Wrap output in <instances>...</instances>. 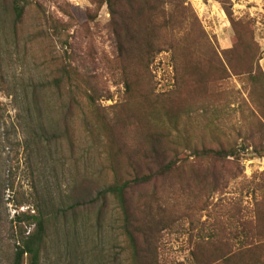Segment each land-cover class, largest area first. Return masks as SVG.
Returning <instances> with one entry per match:
<instances>
[{
    "label": "rangeland",
    "instance_id": "obj_1",
    "mask_svg": "<svg viewBox=\"0 0 264 264\" xmlns=\"http://www.w3.org/2000/svg\"><path fill=\"white\" fill-rule=\"evenodd\" d=\"M231 1L234 22L219 0H186L218 52L223 55V51L236 44L247 48L251 59L247 67L251 70H230V75L211 89L201 86L203 91L195 85L183 98L153 95L149 104L127 96L124 84H116L106 71L104 59L116 57L118 51L109 25L110 13L106 4L99 6L101 0H30L19 22L15 21L11 7L0 4V264H13L15 240L9 221L18 214L14 197L32 195L33 202L38 190L48 189L57 212L77 201L76 197L71 198L75 195L73 186L81 184L82 196L109 183V149L98 119L104 122L107 115L115 117L110 108L114 104L119 105L116 110L122 116L127 114L126 122L132 116L145 129L161 132L171 126L174 135L181 130L185 145L229 148L237 142L241 149L239 176L226 179L222 192L211 190L199 196L198 203L208 201L209 206L198 210L193 230L189 219H182L184 227L181 224L163 230L159 242L163 264H192V246L208 239V230L202 231L203 224L209 226L214 222L211 210L222 204H235L239 211L230 214L235 222L255 220L256 203L261 197L260 176L264 171V157H258L254 143L264 140V0ZM95 13L96 18L91 20ZM54 23L57 30L52 28ZM66 40L69 45L64 44ZM63 66L83 88L88 87L86 79L96 81L91 78L93 75H99L102 88L108 84L113 97H102L106 90L98 88L92 107L100 115L91 113L87 98L74 103L66 81L58 86L53 84L61 76L59 68ZM150 71L157 93H172L178 88L172 51L160 52ZM35 87L39 89L41 111L29 104ZM170 107L177 109L178 129L174 126L177 124L165 119ZM38 117L47 127L49 119H54L57 137L51 146L32 145V130L38 125ZM66 119L69 138L62 130ZM118 161L124 162L119 157ZM143 189L148 196L155 191L150 183L137 190ZM102 204L99 200L96 207L79 210L77 221L72 217L53 221L43 264H127V236L119 230L117 203L108 197L99 220L98 206ZM239 239L230 238V242L239 244ZM214 250L209 249L211 255Z\"/></svg>",
    "mask_w": 264,
    "mask_h": 264
},
{
    "label": "trees",
    "instance_id": "obj_2",
    "mask_svg": "<svg viewBox=\"0 0 264 264\" xmlns=\"http://www.w3.org/2000/svg\"><path fill=\"white\" fill-rule=\"evenodd\" d=\"M219 1L234 22L232 1ZM29 3L30 0H0L4 7H11L17 22ZM104 4L110 13L109 25L118 51L116 57L104 59L106 71L112 74L110 79L116 84H124L127 96L138 97L148 104L152 103L153 95L183 98L193 91L192 87L197 86L203 91L201 86L211 89L219 80L230 75V70L235 73L251 70V67H247L251 60L247 48L236 44L234 48L223 51V55L218 52L195 10L186 0H101L99 6ZM96 15H92L91 20ZM56 25L52 24L54 30H57ZM61 26L66 27L65 24ZM64 44L69 45V41L66 40ZM164 50L174 54L178 88L162 95L156 92L150 65ZM59 71L61 76L55 78L53 84L58 86L66 81L71 87L70 98L74 103L79 104L80 98H87L91 113L100 115V112L92 111V107L98 88L106 90L102 97H113L108 84L105 83L102 88L99 75H93L91 78L96 81L91 83L86 79L88 87L83 88L79 82L73 81V74L65 66L60 67ZM74 73L77 74V71ZM38 90L36 87L33 89L29 104L34 110L41 111ZM77 93L80 95L77 96ZM117 106L114 104L110 107L115 117L107 115L104 122L100 121L102 118L98 119L99 129H103L109 149L110 166L106 167L112 173L109 183L96 192L93 190L82 196H79L84 190L81 184L73 186L75 195L71 198L76 197L77 201L57 212L52 192L48 189L38 190L33 202L32 195L31 198H26L24 194L14 197L18 214L9 221L15 240L13 264H43L49 251L53 221L58 218L66 221L70 217L77 221L79 210L96 207L99 200L105 205L108 197L117 203L119 230L127 236L124 247L127 264H163L159 253L163 230L181 227V224L184 227L182 219H189L193 230L198 210L208 209L209 206L208 201L198 203L199 196L211 190L222 192L226 186L223 183L228 178L239 176L241 149L237 142L229 148L201 149L185 145V135L177 128L179 117L175 107L166 110L165 119L177 124L174 126L179 131L178 135L173 134L171 126L161 132L145 129L132 116H129L131 121L126 122L127 114L122 116L116 110ZM49 120L47 127L44 120L38 117V125L33 127L32 145L35 144L36 148L41 144L51 146L57 137L53 128L54 119ZM62 130L69 138L67 119ZM254 143L258 157L263 158L264 140H255ZM118 157L124 162L118 161ZM123 166L127 171L122 170ZM260 177L261 197L256 203L255 220L233 221L230 214L239 211L235 204H222L211 210L214 222L209 226L203 224L202 231L208 230V239L196 241L192 246V264H264V171ZM147 183L155 188L149 196L144 189L137 190ZM159 183L163 185L159 187ZM37 185L35 181L36 188ZM81 198L84 199L80 201ZM31 204L33 207L29 206ZM103 204L98 206L99 220L104 211ZM22 207L25 208L21 210ZM224 215L226 218H223ZM230 238H240L241 243L234 244ZM210 248L215 249L213 255L209 252Z\"/></svg>",
    "mask_w": 264,
    "mask_h": 264
}]
</instances>
